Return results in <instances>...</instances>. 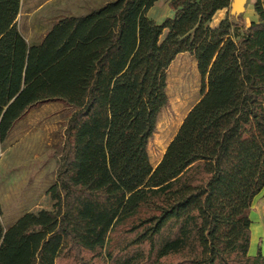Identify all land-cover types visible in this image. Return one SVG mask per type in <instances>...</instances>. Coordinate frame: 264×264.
<instances>
[{
	"label": "trees",
	"instance_id": "trees-1",
	"mask_svg": "<svg viewBox=\"0 0 264 264\" xmlns=\"http://www.w3.org/2000/svg\"><path fill=\"white\" fill-rule=\"evenodd\" d=\"M21 1L0 0V146L31 109H70L55 170L61 214L35 264H264V248L249 251L250 204L264 194L261 0L248 26L245 9L214 28L231 0H166L173 16L160 24L146 16L159 0H111L57 19L35 44L17 27ZM181 53L201 97L125 190L113 169L135 176Z\"/></svg>",
	"mask_w": 264,
	"mask_h": 264
},
{
	"label": "rangeland",
	"instance_id": "rangeland-1",
	"mask_svg": "<svg viewBox=\"0 0 264 264\" xmlns=\"http://www.w3.org/2000/svg\"><path fill=\"white\" fill-rule=\"evenodd\" d=\"M111 0H22L17 27L27 43H37L43 34L62 17L84 15ZM254 0H246L245 16L252 13ZM223 9L211 20L216 27L230 14ZM147 18L160 24L173 16L166 0L157 1ZM245 23V20H244ZM165 32L160 37L163 40ZM168 106L159 116L155 132L143 157L130 178L128 168L113 169L117 182L128 190L142 184L158 164L182 120L201 97V79L193 58L178 54L166 72ZM70 109L62 102H49L31 109L11 130L7 144L14 146L0 158V220L4 233L0 242V264H35L43 240L55 230L61 214L62 196L55 182V170L62 146V129ZM251 254L264 248V194L256 195L250 204Z\"/></svg>",
	"mask_w": 264,
	"mask_h": 264
},
{
	"label": "crops",
	"instance_id": "crops-1",
	"mask_svg": "<svg viewBox=\"0 0 264 264\" xmlns=\"http://www.w3.org/2000/svg\"><path fill=\"white\" fill-rule=\"evenodd\" d=\"M261 5H262V8H264V0H261ZM221 11H222V10L217 11L215 15H218V13L221 12ZM215 15L213 16V18L215 17ZM213 18H212V19H213ZM255 20H256V16L250 15V16H248V17L245 18V25L248 26V25L250 24L251 21H255ZM26 115H27V114H26ZM26 115H25V116H26ZM18 122H19V121H18ZM18 122H17V123H18ZM17 123H16V124H17ZM16 124H15V125H16ZM15 125H14V126H15ZM14 126H13V127H14ZM12 129H13V128H12ZM12 129H11V130H12ZM10 132H11V131H10ZM9 134H10V133H9ZM8 136H9V135H8ZM6 142H7V138H6V140H5V141L1 144V146H0V158H1L2 153H3L4 151L9 150V149H11V148L14 146V143H13V142H12L11 144H7ZM54 178H55V175H54ZM55 182H56V181H55ZM56 184H57V183H56Z\"/></svg>",
	"mask_w": 264,
	"mask_h": 264
},
{
	"label": "water",
	"instance_id": "water-1",
	"mask_svg": "<svg viewBox=\"0 0 264 264\" xmlns=\"http://www.w3.org/2000/svg\"><path fill=\"white\" fill-rule=\"evenodd\" d=\"M245 1L246 0H231L230 14L232 16H235V18H237L239 15H241L245 10V8H244Z\"/></svg>",
	"mask_w": 264,
	"mask_h": 264
},
{
	"label": "bare ground",
	"instance_id": "bare-ground-1",
	"mask_svg": "<svg viewBox=\"0 0 264 264\" xmlns=\"http://www.w3.org/2000/svg\"><path fill=\"white\" fill-rule=\"evenodd\" d=\"M213 19H214V18H213ZM214 20L216 21V20H218V18H215Z\"/></svg>",
	"mask_w": 264,
	"mask_h": 264
}]
</instances>
